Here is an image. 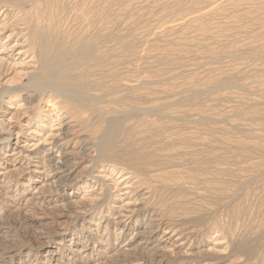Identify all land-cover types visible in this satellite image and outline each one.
Returning <instances> with one entry per match:
<instances>
[{"label":"rangeland","instance_id":"rangeland-1","mask_svg":"<svg viewBox=\"0 0 264 264\" xmlns=\"http://www.w3.org/2000/svg\"><path fill=\"white\" fill-rule=\"evenodd\" d=\"M166 233L164 264H264V0H0V264Z\"/></svg>","mask_w":264,"mask_h":264},{"label":"bare ground","instance_id":"bare-ground-1","mask_svg":"<svg viewBox=\"0 0 264 264\" xmlns=\"http://www.w3.org/2000/svg\"><path fill=\"white\" fill-rule=\"evenodd\" d=\"M49 40L50 39L45 37L44 41H43V47H41L42 50H44L45 54H46V52L50 51L49 48H50V45H51L52 42H50ZM153 219L154 218H152V220L147 224V226L144 227V230L147 231L146 234H152L153 232L157 231V229L159 227V225L157 223H158V221L160 219L158 221L157 220H153ZM167 235H168V233L163 235V237L160 236L161 238L158 240L159 242H157V244L155 246L153 244V248L151 249V251L155 252L154 253V257L157 258V259H161L159 264H164L162 259H164L163 250H165V248L167 249V247H165V246L171 247L172 246L171 244L174 243V238H175V237H173L174 235L172 237H169V238L167 237ZM137 236H139V235H137ZM149 239L151 240V239H154V238H149ZM151 244H152L151 242L145 241L144 243H140L139 246H144V245L152 246ZM183 246L184 245H180L178 247H175L176 249L179 250L178 252H177V250H172V252L174 254V259H173L174 261H175V259H178V258L180 259V257H184V255L182 254ZM202 253L203 252H198V253L197 252L196 253H192L191 252L190 255H188V257H190V258L188 259V262H186V264H209V263L206 262L207 260H203L202 259V256H201Z\"/></svg>","mask_w":264,"mask_h":264}]
</instances>
